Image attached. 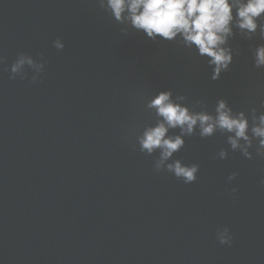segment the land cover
I'll return each mask as SVG.
<instances>
[{
    "label": "water",
    "instance_id": "water-1",
    "mask_svg": "<svg viewBox=\"0 0 264 264\" xmlns=\"http://www.w3.org/2000/svg\"><path fill=\"white\" fill-rule=\"evenodd\" d=\"M122 27L96 0H0V264H264L255 147L247 159L226 134L197 130L172 158L199 164L185 184L157 172L159 152L136 139L155 123L145 104L161 90L195 111L202 100L215 114L219 99L249 117L264 111L252 57L264 39L237 32L230 69L214 81L206 57ZM21 52L44 61L36 82L30 67L24 79L4 70ZM224 227L230 245L216 238Z\"/></svg>",
    "mask_w": 264,
    "mask_h": 264
},
{
    "label": "clouds",
    "instance_id": "clouds-1",
    "mask_svg": "<svg viewBox=\"0 0 264 264\" xmlns=\"http://www.w3.org/2000/svg\"><path fill=\"white\" fill-rule=\"evenodd\" d=\"M96 3L124 26L121 32L125 34L134 29L152 41H176L195 55L206 57L214 81L230 69L235 50L229 40L237 32L245 39L256 35L264 39V0H96ZM53 46L62 50L65 44L57 38ZM252 57L254 67L264 69V44L253 49ZM5 61L6 57L0 55V65H5ZM26 66L33 70V82L45 69L43 60L38 62L32 55L21 52L4 70L10 71L12 79H24ZM186 100L184 95L173 98L171 90H161L145 104L147 110L154 112L156 120L144 127L136 139L141 152L148 155L159 152L154 163L157 172L166 170L185 184L196 181L199 164L188 165L172 158L184 147L185 137L197 130L201 138L216 132L226 134L231 150L239 151L247 159H252L253 147L256 155L264 156V111L253 107L249 117L245 111H234L227 100L219 99L212 114L202 100L195 102L200 105L199 111L188 107ZM173 129H179V134H169ZM228 154L227 149H221L217 155L225 159ZM236 175L233 172L229 181ZM216 238L220 244L232 242L227 227L218 229Z\"/></svg>",
    "mask_w": 264,
    "mask_h": 264
}]
</instances>
